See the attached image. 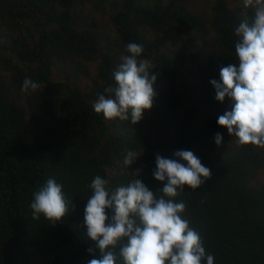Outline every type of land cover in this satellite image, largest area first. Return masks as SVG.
I'll return each instance as SVG.
<instances>
[{
    "label": "trees",
    "instance_id": "1",
    "mask_svg": "<svg viewBox=\"0 0 264 264\" xmlns=\"http://www.w3.org/2000/svg\"><path fill=\"white\" fill-rule=\"evenodd\" d=\"M252 16L244 0H0V264H88L91 181L115 189L139 170L155 192L156 155L178 150L211 169L175 200L214 264H264V146H241L217 124L230 103L210 83L238 64L235 28ZM130 42L158 76L155 105L136 125L92 109ZM26 77L39 88L23 91ZM129 150L142 156L125 167ZM49 178L69 201L55 225L30 208Z\"/></svg>",
    "mask_w": 264,
    "mask_h": 264
},
{
    "label": "clouds",
    "instance_id": "2",
    "mask_svg": "<svg viewBox=\"0 0 264 264\" xmlns=\"http://www.w3.org/2000/svg\"><path fill=\"white\" fill-rule=\"evenodd\" d=\"M244 6L253 9V16L235 28L238 64L221 67L219 80L210 83L215 99L230 103V110L217 118V124L241 146H264V0H244ZM143 51L141 44L126 45L127 54L112 72L114 84L92 104L95 113L136 125L154 107L158 76L150 70V61L141 58ZM38 88L30 77L24 79L23 91ZM214 140L221 145L222 133H216ZM141 156L127 151L124 166L133 165ZM135 173V179L115 189L100 175L91 181L93 194L87 199L83 219L93 242L87 249L93 256L88 264H214L215 257L206 252L200 234L183 218L186 204L175 200L186 185L200 188L211 177V169L191 150H178L171 158L156 155L152 175L163 184L157 191L137 178L139 170ZM68 206L63 185L52 178L33 192L30 203L33 219L43 216L52 225L62 221Z\"/></svg>",
    "mask_w": 264,
    "mask_h": 264
},
{
    "label": "rangeland",
    "instance_id": "3",
    "mask_svg": "<svg viewBox=\"0 0 264 264\" xmlns=\"http://www.w3.org/2000/svg\"><path fill=\"white\" fill-rule=\"evenodd\" d=\"M232 6H234V4H232ZM260 179H261L262 181H264V170L262 171V174H261V176H260Z\"/></svg>",
    "mask_w": 264,
    "mask_h": 264
}]
</instances>
